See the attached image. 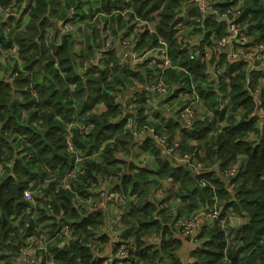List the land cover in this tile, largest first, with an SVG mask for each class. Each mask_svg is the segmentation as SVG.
Masks as SVG:
<instances>
[{"label": "trees", "instance_id": "trees-1", "mask_svg": "<svg viewBox=\"0 0 264 264\" xmlns=\"http://www.w3.org/2000/svg\"><path fill=\"white\" fill-rule=\"evenodd\" d=\"M121 1L18 0L15 3L20 9L17 24L13 16L3 23L11 30L7 34L0 31V39L5 47H9L14 38L25 67L13 83L0 79V169L3 170L0 173V264H14L20 247L28 239L37 234L40 238L44 236V225L53 234L59 216L71 221L77 239L51 247L57 264H91L92 252L86 243L92 234L91 228H100L106 223L105 214L97 210L88 213L79 210L75 194L62 186L64 176L71 169L64 127L83 116L94 122L95 128L84 139L77 135L76 145L91 152L106 144L99 160L86 162V174L74 189L85 197L80 188L89 179H94L96 173L121 172L114 191L123 196L125 204L124 215L116 228L120 231L117 246L128 251V257L123 260L126 264H264V128L261 129L258 117L253 113V98L247 88L254 89L261 84L264 102V69L257 67L248 72L247 61L231 64L226 62L225 55L202 60V49L209 42L211 33L206 31L207 27H212L221 37L226 34V26L217 25L207 17L196 28L195 20H191L200 32L198 44L192 46L178 28L184 19L200 16L195 8L190 9V14L180 15L179 8L187 0H133L140 16L158 20V35L169 43L175 63L193 76L201 100L199 104L202 103L210 115L197 119L195 111L193 119L184 122L179 115L183 102L176 111L178 118L174 115L162 117L160 122L150 125L145 107H137V100L133 104L141 121L159 133L165 132L169 146L178 140V152L189 153L194 161L203 163L205 169L196 174L187 164L170 158L151 138H146L142 153L153 158L154 166L131 161L121 170L116 153L121 150L132 152L137 141L123 133V111L115 104L112 92L118 84L127 85L134 78L146 81L153 70L144 62L136 71H120L117 67L100 71L89 68L79 74L74 42L85 41L89 46V32L94 35L95 29L77 35L60 33L70 7L75 8V15L85 20L98 11L119 7ZM11 3L13 0H0V5ZM230 7L239 12L236 22L245 32L249 31L251 41L248 44H264V0H224L216 4L219 10ZM156 41L157 34H146L142 35L138 45L149 48ZM216 60L225 66L218 83L210 80L208 70ZM56 62L58 67H55ZM35 67H38L36 72ZM34 73L41 81L33 79ZM226 78L229 80L225 83ZM166 81L171 86L176 82L183 84L180 86L183 89L173 91L171 96L188 93L192 97L188 77L183 72L166 71ZM70 85H75L74 99L69 96ZM142 97L146 103L150 96L144 92ZM98 104L103 106V112L88 113ZM156 116L159 118L161 114L156 113ZM177 134L179 139L175 138ZM201 151L204 156L200 155ZM241 157L246 161L239 167ZM209 161L217 163L218 169ZM234 166L238 167L236 176L225 178L223 171ZM164 179L171 181L173 189L165 194L179 200L177 207L166 205L168 200L151 197L162 187ZM27 188L38 189L42 194L35 209L36 220L27 215L28 203L23 200ZM216 205H222L224 212L221 210L215 216ZM171 207L176 208V216L171 214ZM201 208L208 211L215 222L205 226L201 222V232L191 239L179 222L193 218L200 220L193 214ZM225 211L245 219L228 232L229 243L225 235V230L228 231L224 225ZM176 225L181 236L195 245L190 254L192 259L186 263L179 255L184 240L175 237ZM110 240L106 234L101 237L102 242L109 243Z\"/></svg>", "mask_w": 264, "mask_h": 264}, {"label": "built area", "instance_id": "built-area-1", "mask_svg": "<svg viewBox=\"0 0 264 264\" xmlns=\"http://www.w3.org/2000/svg\"><path fill=\"white\" fill-rule=\"evenodd\" d=\"M223 1L188 0L179 8L180 15L184 14L181 8L188 9L187 14H190V9L192 8H195L200 13V16L190 17L188 19V22L195 20L194 25L196 28H199L207 17L212 18L217 25L226 26V34L221 37H218L217 31H213L212 27H207L206 31L211 33L209 42L202 49L203 57H209L210 59L212 56L221 57L225 55L228 60L226 62L231 64H245L247 61L248 72L255 70L257 67L264 69V44H248L251 41L250 34L248 30L245 32L244 27L236 22V15H239L236 8L230 7L228 10H219L216 8V4L222 3ZM67 15L68 19L61 26L60 33L62 35H77L82 31H88L92 28L95 29L94 35H91L88 31L91 37L90 45L88 46L84 41L83 45L85 48H83V51L75 54L78 69L79 66L81 67L79 74H83L89 68L100 71L102 68L117 67L120 71H136L139 69V65L144 62L153 70L146 81L139 80V83L135 84V86L133 82L127 85L120 83L112 92L115 104L123 111L122 118L125 119L123 133L135 137L136 140L141 137L151 138L163 148L164 152L170 158H173L176 162L187 164L189 169L193 170L196 174L205 169V165L194 161L189 153L181 154L178 152L180 145L178 140H174L169 146L167 134L165 132L159 133L153 126L143 123L138 116V111L134 109L133 103L144 92L149 96H163L183 89H180V86H183L182 83L176 82L172 86L167 83L166 71L168 70L183 72L189 80V89L192 92V97L188 93H185L187 95L184 100L185 103L179 112L180 118L184 122H190L193 119L196 106L201 101L196 91L193 76L185 67L175 63L170 54L169 43L158 35L156 29L158 20L144 19L140 16L134 8L133 0H122L119 7L111 10L98 11L92 18L85 20L81 16L75 15V8L73 6L69 8ZM9 16H13L17 20L20 16V9L15 3L0 5V31H5L6 34L11 30V27L9 25H3V23L7 21ZM151 23L155 26L152 27ZM179 27L182 30V23ZM146 34L148 36L157 34L156 43L149 48L138 45L142 40V35ZM11 41V45L5 47L4 41L0 39V55L9 56L16 60V68H13L11 72V80L14 81L24 69L22 66L23 61L19 56V48L13 37ZM218 64V60H216L208 68L209 72L213 73V77L210 80L216 83H218L221 76ZM55 67H58V62H56ZM222 71H225L224 65ZM61 74L64 76L63 72ZM226 80H229V78L225 79V83ZM247 88L253 98V113L258 117L261 129H263L264 102L262 85H256L254 89L250 86ZM68 89L70 98L74 99L75 85H70ZM103 110V106L98 104L88 113L98 114L103 112ZM41 122L40 120L39 123ZM94 128L95 123L88 120L85 116L79 121L73 120L65 124L64 137L66 151L71 161V169L64 176L62 186L70 189L75 194L76 200L78 201L77 206L80 207L79 210H84L87 213L97 210L105 214L106 223L103 227L91 228L92 234L86 243V247L92 252L91 264H114L116 260L120 261L128 257V251L121 245L117 246V243L120 241V231L115 227L116 224L121 222L122 216L124 215L123 204H125V200L120 193L114 191V187L120 182L121 172L111 170L106 173H96L94 179H89L80 188L85 194V197H82L81 193L74 189L80 183L81 177L86 174V162L92 159L99 160L106 144L105 142L98 150L91 152L83 151L76 145L75 138L77 135L84 139L91 135ZM142 144L140 142L137 146L141 147ZM121 155L135 162L133 155L128 156L127 151H123ZM120 161H126V159L122 158ZM121 163H118V166L123 168L124 163ZM212 166L218 169L217 163H213ZM237 169V166L227 168L223 171V176L231 179L236 176ZM2 172L3 170L0 169V173ZM41 197V191L38 189L27 188L23 192V200L28 203L27 215H30V218L34 220L38 217L35 209L38 206V198ZM43 200L48 201L50 199L44 198ZM111 206L116 208L115 216L113 217H110L109 214ZM222 209V205H216L214 215H218ZM174 210L172 208V212ZM180 225H182L186 236L191 239L195 237L196 231L202 227L201 221L194 218L186 219L180 222ZM55 227L56 229L53 234L49 232L46 235L47 232L44 229V236L42 238L37 234V237L31 238L28 243L22 245L19 249L18 256L14 260V264L16 262L17 264H57L51 247H56L58 243L59 246H62L72 240H76L77 236L71 226V221H68L65 216L57 217ZM225 231V235L227 236L226 240L229 243L228 231ZM103 234L111 238L109 243L101 241ZM109 246L112 247V251L110 254H107L106 250ZM114 246H117L115 250L113 249Z\"/></svg>", "mask_w": 264, "mask_h": 264}, {"label": "rangeland", "instance_id": "rangeland-1", "mask_svg": "<svg viewBox=\"0 0 264 264\" xmlns=\"http://www.w3.org/2000/svg\"><path fill=\"white\" fill-rule=\"evenodd\" d=\"M18 0H13V3H16ZM188 1V0H187ZM27 17L24 19V21L26 22ZM17 19H14V21H16ZM25 22H23V25L25 24ZM152 27H154L155 25L153 23H151ZM193 24L192 22H188L187 20L184 19V22L182 23V37L185 38V40L191 44L192 46H194L195 44H198L199 40H200V35L195 28L192 27ZM178 28L180 29L181 27L178 26ZM193 30H196V32H193ZM180 32V34H181ZM82 48H85V46L83 45V42L80 40H75L74 42V51L77 53H80V50ZM199 49H196V51H198ZM202 60H209V57H202ZM16 60H14L13 58L9 57V56H4V55H0V79H6L7 81H13L11 80V76H12V69L16 68ZM22 66L25 67V63L22 62ZM218 67L220 69L221 75L224 74V72L222 71L223 68V64L219 63ZM38 70V67H35L34 71L36 72ZM79 71L81 72V67L79 66ZM209 75L211 77H213V73L209 72ZM33 79H37L36 74H33ZM39 81H41V79H37ZM133 85L135 86V84L139 83V80L134 78L133 79ZM130 84V83H128ZM203 87H205V85H203ZM172 94H168V95H163V96H159V95H150V97L148 98V100L146 101V103H144L143 101V97L142 95H140V97L138 98V103H137V107H145V115L148 116V124H155L161 121V118H170V116H173L175 118H178L177 116V109L179 110V108L182 106L183 102H185V98H186V94L182 93L178 96H171ZM14 97L19 98L21 100V98L18 96V94H14ZM135 107V105H134ZM135 109V108H134ZM196 118H203L204 116H209V111L205 108V106L200 103L196 106ZM156 113L161 114V116L159 118H157L158 116H156ZM158 120V121H157ZM260 124V122H259ZM264 135V132H263ZM138 140V139H137ZM136 140V141H137ZM143 143V142H141ZM138 142H136L135 144H133L132 146V152L127 151L128 156L133 155V158H135V162L138 164H141L142 166H154V162L150 163L149 160L145 159L144 156L147 154H143L142 153V145L141 147L138 146V148L136 149L135 147L137 146ZM123 151L126 150H121L119 152L116 153V158L119 159V163L122 164L121 162L124 163L123 168H121V170L125 169V166L128 162H131L132 159H128L124 156L121 155V153ZM200 155L204 156L203 151H201ZM148 156V155H147ZM122 158L126 159V161H120ZM128 159V160H127ZM245 158L241 157L238 165L239 167L245 164ZM210 164L213 165V163L211 161H209ZM237 165V166H238ZM162 187L157 190L154 193L155 196L152 194L151 197L154 198L155 200H168L165 201V204L168 206H175L177 207V205L179 204V200H175L174 197H171L172 195L169 196V194H165L166 191H169L170 189H173L171 186V181L170 180H162ZM164 193V194H163ZM172 208H170V212L173 216H176V208H174V212H172ZM112 212H114V207H111ZM222 212H224V210L222 209ZM225 215H223L224 217V225L228 228V232L230 233L232 228L238 227L240 226L245 219L243 217L231 214L229 211H225ZM184 218L186 219V214L183 215ZM193 216H198V218L201 220V222L203 223V226L205 225H211L213 224L215 221H213L209 214L208 211H206L205 209H199L196 213L193 214ZM110 217H113V215H110ZM188 217V216H187ZM113 219V218H111ZM180 225V222H179ZM45 226V230H46V235L49 233L50 229L49 227ZM117 226V225H116ZM115 226V227H116ZM177 228V232L175 233V237L178 239H183L184 240V244L182 246V248H184L185 251L188 250L189 255L191 254L192 249L195 247L194 242L191 241H187L186 239H184L181 234H180V229L178 228V226L176 225ZM118 229V228H117ZM202 229H198L196 231V237L199 235V233L201 232ZM182 240V241H183ZM155 241V240H153ZM231 241V239H230ZM29 242V239L26 241V243ZM189 242V243H187ZM196 244V242H195ZM181 248V249H182ZM181 259L185 260L186 256L181 253ZM17 264V262H16Z\"/></svg>", "mask_w": 264, "mask_h": 264}, {"label": "crops", "instance_id": "crops-1", "mask_svg": "<svg viewBox=\"0 0 264 264\" xmlns=\"http://www.w3.org/2000/svg\"><path fill=\"white\" fill-rule=\"evenodd\" d=\"M181 10H182V12H184L185 14L188 13V9L181 8ZM186 20L188 21V19H186ZM17 22H18V21H15L14 23L17 24ZM23 68H24V67H23ZM177 136H179V135L177 134V135L175 136V138H178V139H179V137H177ZM145 139H146V137H141V138H139V139L137 140V142H138V143H140V142H144ZM135 148L137 149L138 146H136ZM144 158L147 159V160H149L150 163H153V158H151L149 155H148V156L145 155ZM150 167H151V166H150ZM111 207H112V206H111ZM111 207H110V209H109V214L115 216L116 208H114V212H112ZM244 222H245V221H244ZM187 243H189V242H187ZM183 244H184V241H183ZM192 250H193V249H192ZM111 251H112V247L109 246V247L107 248V250H106V253H107V254H110ZM181 253H183V254L186 256V259H185V260L181 259V260H183L185 263H186V262H189V261L192 259V257H190V255H189L188 250L185 251L184 248H182V249L179 251V255H180V257H181ZM116 261H117V260H116ZM116 264H126V263H125L123 260H120V261L118 260V262H117Z\"/></svg>", "mask_w": 264, "mask_h": 264}, {"label": "clouds", "instance_id": "clouds-1", "mask_svg": "<svg viewBox=\"0 0 264 264\" xmlns=\"http://www.w3.org/2000/svg\"><path fill=\"white\" fill-rule=\"evenodd\" d=\"M24 69V68H23ZM24 71V70H23ZM9 82H11V81H9ZM14 82V81H13ZM13 82H11V83H13ZM261 85V84H260ZM14 86V85H13Z\"/></svg>", "mask_w": 264, "mask_h": 264}, {"label": "water", "instance_id": "water-1", "mask_svg": "<svg viewBox=\"0 0 264 264\" xmlns=\"http://www.w3.org/2000/svg\"><path fill=\"white\" fill-rule=\"evenodd\" d=\"M198 245H200V244H198Z\"/></svg>", "mask_w": 264, "mask_h": 264}]
</instances>
